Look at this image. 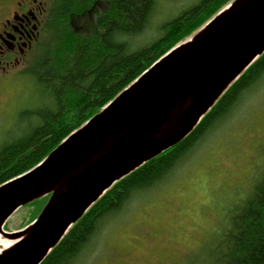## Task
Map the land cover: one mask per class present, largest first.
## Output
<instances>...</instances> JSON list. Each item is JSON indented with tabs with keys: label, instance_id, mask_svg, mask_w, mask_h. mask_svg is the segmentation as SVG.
<instances>
[{
	"label": "trees",
	"instance_id": "trees-1",
	"mask_svg": "<svg viewBox=\"0 0 264 264\" xmlns=\"http://www.w3.org/2000/svg\"><path fill=\"white\" fill-rule=\"evenodd\" d=\"M233 1L198 0L165 21L158 37L139 43L150 27L157 0H60L50 13L45 31L49 38L23 74L35 85L36 104L20 113L18 132L9 131L0 141V186L41 163L73 131ZM263 80L264 54L183 141L115 183L41 264H77L106 219L167 179ZM42 198L41 212L50 195ZM207 255L205 264H264V170L251 193L230 209L228 224Z\"/></svg>",
	"mask_w": 264,
	"mask_h": 264
},
{
	"label": "water",
	"instance_id": "water-1",
	"mask_svg": "<svg viewBox=\"0 0 264 264\" xmlns=\"http://www.w3.org/2000/svg\"><path fill=\"white\" fill-rule=\"evenodd\" d=\"M264 54V0H234L73 131L41 163L0 186V233L21 240L0 264H41L115 183L183 141L228 88ZM190 100L169 129L174 110ZM104 147L89 175L65 181ZM60 187V191L57 189ZM50 195L22 230L4 226L21 207Z\"/></svg>",
	"mask_w": 264,
	"mask_h": 264
},
{
	"label": "rangeland",
	"instance_id": "rangeland-1",
	"mask_svg": "<svg viewBox=\"0 0 264 264\" xmlns=\"http://www.w3.org/2000/svg\"><path fill=\"white\" fill-rule=\"evenodd\" d=\"M197 1L157 0L150 27L139 43L158 37L165 21ZM59 2L48 1L49 13ZM48 38L46 32L42 42ZM35 55L0 77V141L9 131L18 132L20 113L36 104L35 85L23 76ZM263 170L264 80L167 179L106 219L77 264H205L228 224L230 209L251 193ZM44 203L42 198L18 209L4 231L27 227Z\"/></svg>",
	"mask_w": 264,
	"mask_h": 264
},
{
	"label": "flooded vegetation",
	"instance_id": "flooded-vegetation-1",
	"mask_svg": "<svg viewBox=\"0 0 264 264\" xmlns=\"http://www.w3.org/2000/svg\"><path fill=\"white\" fill-rule=\"evenodd\" d=\"M48 1L0 0V77L38 52L50 21Z\"/></svg>",
	"mask_w": 264,
	"mask_h": 264
},
{
	"label": "bare ground",
	"instance_id": "bare-ground-1",
	"mask_svg": "<svg viewBox=\"0 0 264 264\" xmlns=\"http://www.w3.org/2000/svg\"><path fill=\"white\" fill-rule=\"evenodd\" d=\"M190 100H186L184 102H182L181 104L178 105V107H176V109L174 110V114L172 117V122L168 123V128L170 129L172 125L176 124L178 117L185 111L186 107L188 106ZM108 148L109 147H104L100 153L98 155H96L89 163H87L86 165H84L78 172H76L75 174H73L72 176H70L69 178L71 179H67L65 181V185L70 184L73 179L74 180H78V179H84L86 178L89 173L90 170L92 168V165L95 164L96 162H98L99 160H101L107 153H108ZM60 191V187L57 189V192ZM26 235H23L20 238H16V239H12L9 237L4 236L2 233H0V256H4V255H9V253L13 250V248L21 241L23 240Z\"/></svg>",
	"mask_w": 264,
	"mask_h": 264
}]
</instances>
